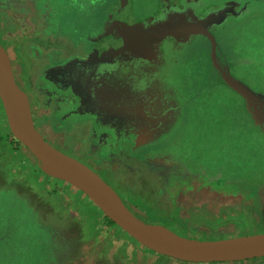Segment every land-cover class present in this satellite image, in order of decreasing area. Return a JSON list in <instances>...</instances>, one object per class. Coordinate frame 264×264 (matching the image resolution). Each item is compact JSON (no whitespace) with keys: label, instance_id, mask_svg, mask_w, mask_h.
Listing matches in <instances>:
<instances>
[{"label":"rangeland","instance_id":"rangeland-1","mask_svg":"<svg viewBox=\"0 0 264 264\" xmlns=\"http://www.w3.org/2000/svg\"><path fill=\"white\" fill-rule=\"evenodd\" d=\"M148 1L125 0V19L118 21L120 15L115 13L110 18L117 22L112 26L116 27L117 40L107 30L95 38L97 44L106 35L108 43L98 55L113 54V60L84 69L79 65L80 75L72 80L66 73H74L79 61H63L77 54L81 43L61 35L60 25L67 22L63 31L69 38H80L77 21L99 33L100 25L91 17L94 12L109 11L115 0H0V46L10 60L17 85L28 96L35 126L53 147L86 161L105 180H111L126 207L145 223L200 241L264 234V0H250L249 9L254 14L218 33L220 48L229 61L252 62V68H237L245 81V103L218 83L203 60L207 51L195 44L190 52L192 62L202 68L193 76L183 79L182 75L176 83L187 113L183 124L175 120L172 134L144 142L130 152L115 141L117 129L107 124V119L78 115L62 125L54 122L62 97L46 82L44 70L58 63L64 64L52 75L57 85L90 94L79 97L83 100L80 108L100 104L98 115H107L120 125L132 109L143 118L144 126L167 116L175 119V86L158 90L154 85L157 81L166 88L163 70L160 81L156 79L158 69L151 64L154 74L140 76L132 88L123 83L140 67L135 60L139 59L124 47L128 35L171 21L170 14L164 13V21L158 17L153 21L157 23L146 25L149 16L155 15ZM201 2L206 13L221 1ZM119 8L124 5L119 4ZM183 13L185 10L178 11V15ZM88 14L91 17H86ZM128 16L139 22L126 19ZM194 17L186 18L191 21L187 24H195ZM140 43L147 49L146 39ZM157 59L155 54L154 63ZM172 68L167 79L175 85ZM108 76L115 80L114 86L98 82ZM161 92L163 103H156ZM252 95L260 99L246 105L252 102ZM10 134L0 100V264H190L153 253L118 226H108L102 211L76 187L57 177L43 156L27 149L15 151ZM171 177L175 178V188L168 192ZM139 198L141 203L135 201Z\"/></svg>","mask_w":264,"mask_h":264},{"label":"water","instance_id":"water-1","mask_svg":"<svg viewBox=\"0 0 264 264\" xmlns=\"http://www.w3.org/2000/svg\"><path fill=\"white\" fill-rule=\"evenodd\" d=\"M158 25L129 34L127 39L135 41L136 50H141L145 46L140 41L146 39V47L153 52L155 46L166 37L175 38V35L169 32L162 33L161 29H157ZM170 26L172 24L168 21L167 27ZM185 26L188 28L191 24ZM158 30L160 33H157ZM122 37L126 39V35ZM128 50L136 53L133 49ZM10 84L21 90L13 76L10 60L0 46V100L12 136L32 154L43 156L57 177L85 194L105 217L140 246L158 255L190 264L240 263L264 258V234L200 241L182 238L170 233L169 230L145 223L135 217L118 193L95 170L59 151L44 139L35 126L31 110L29 117H22L19 114V109L10 95Z\"/></svg>","mask_w":264,"mask_h":264},{"label":"crops","instance_id":"crops-1","mask_svg":"<svg viewBox=\"0 0 264 264\" xmlns=\"http://www.w3.org/2000/svg\"><path fill=\"white\" fill-rule=\"evenodd\" d=\"M155 1H157V0H155ZM219 1H221V2H219L218 5L210 8L212 12L217 10L216 7H219V6L224 7V6H227L231 3L239 2L241 0H219ZM115 2L117 4L114 3V6H111L109 11L105 10V11H100L98 13L94 12L92 17H91V14H88L86 16V17H91L93 20H97L96 24L100 25L99 33H97L94 30L91 31L89 29L88 25L85 24V22L81 23L80 21H77L75 24H77V26L79 28L80 38H78V37L77 38H69L68 34L63 31V26H66L67 22H64L60 25L59 32L61 33V35L65 36V38L68 39L69 41L76 39V42H78L77 44L80 45V43H81L79 51L82 53V55H84L85 57H88L86 59L93 57V55H95L97 53V50H95V49H97L98 46L96 45L94 40L97 36L101 35V33L106 31L107 26H106L105 22L108 19V17L113 16V13H115L116 16H118L120 14L119 11H121V10L124 13H126L128 6H127L125 0H119V2H118V0H115ZM158 3L159 2L149 3V1H148L147 5L149 6L150 9H152V11H155V15L149 16L150 18L148 20H146L147 21L146 25L149 24L150 22H153L158 17L164 18V16H163L164 11L161 8V4H159V6H158ZM119 4H123L125 9L124 8L120 9ZM222 7H220V8H222ZM70 8L71 7H69L68 10H70ZM248 13H249V15L254 14V12L251 13L250 9L248 10ZM249 15L244 16L243 18H241L239 20H237L233 17L228 18L225 21V23H223L222 25L216 26L214 29H211L210 31H208L207 33H204L202 35L191 36L185 42H180L179 40H177L174 37H166L159 44H157L155 46L154 52H152L153 57L151 59H149V60L142 59L141 61L135 59L136 61L140 62V67H139L140 74L143 75L144 77L147 75L148 69L150 68L151 64H154L156 69H158V71H159V75L156 77V79L158 81H160L162 79V76L160 73L163 70V79L167 82V84L164 82L166 88H163L162 86H160V88H162L164 90L165 89L168 90V89H172V87L170 85L175 86V94L173 93L174 111L172 112V115L175 117V119L173 118L174 121H172L173 122L172 132L175 131V120H180L183 124V121L185 120L186 113H187L186 104L181 103L179 101V97H178L179 93H178V89L176 88V83H178V79L182 75H183L182 76L183 79L185 77H188V76H193L195 72L199 71L202 68V66L200 64H195L192 62V57L190 55V52H191V50L195 44L196 45H203L204 49L207 51V56L205 55V57H203V60L205 61L206 65L210 69V71L216 75V78L218 79L217 80L218 83L224 85V87L226 86L228 89H230V91H232L234 94L237 95L236 97H238L243 103H245L243 101V94H244L243 84L245 83V81L243 80L242 76L238 75L239 70H237V68L242 67V70H247L246 68H249V67L252 68V65H251L252 62L250 60H246L247 62L244 63V61L242 59L229 61V57L225 56V54L222 52V50L220 48L218 33L221 30H223L224 28H226L231 23L237 24V23L245 20L246 18H248ZM130 18H131V21L136 19L134 16H132ZM196 19H198V17H196ZM137 22H139V21L135 20V23H137ZM89 24L92 25V27H96V25L93 23H89ZM85 25H86V27H88L87 29L85 28ZM123 34L125 35V33H123ZM155 54L158 56V59L154 63L153 59L155 58ZM71 58H72V56H70L67 60H71ZM142 61H146L145 66H142V63H143ZM171 67H173L172 73H174V75H175V85L172 84L174 82L167 79V77L170 76V75H168V69ZM46 69H48V68H46ZM142 69H144V70H142ZM52 70H53L52 68H49L45 72V76H46L45 79H46V82L54 85L55 84L54 81L49 79V77L54 78L52 76V73L54 74V72H51ZM145 70H147V71H145ZM155 82L158 83L157 81H155ZM193 83L196 84V83H198V81H193ZM246 97H249V94ZM255 99L259 100L260 98L259 97L254 98V96H253V98L251 99L252 102H249L246 105H248V104L253 105ZM65 102H70V100L65 98ZM257 105H259V103H257ZM78 111H80V107H78V106L76 108H70L69 109L67 107L62 108L60 105L58 108V111L56 112L58 118L56 117L55 120L59 121L58 125L59 124L62 125L61 123L67 122V121H69V119H71L73 117H78V115H80V116L92 115V117L95 120L99 119V115H98L99 112H96V111H99L97 108L88 109L85 111L82 110V111H80L79 114L77 113ZM55 120H54V122H55ZM55 124H56V122H55ZM170 134H172V133H170ZM163 135L164 134H162L161 136H163ZM139 143L143 144V142H139ZM140 146H142V145H140ZM154 163L156 166V162H154ZM159 163L161 164V163H163V161H161ZM85 164L91 168L93 167L86 162H85ZM173 164H174V162H173ZM155 166L153 167V169L155 168ZM156 174H157V171H156ZM154 176L156 177V175H154ZM110 186L112 187L115 185H110ZM167 186H168V192L170 190H172L173 188H175V178L174 177H171L168 180ZM112 188H114V187H112ZM114 190H115V188H114Z\"/></svg>","mask_w":264,"mask_h":264},{"label":"flooded vegetation","instance_id":"flooded-vegetation-1","mask_svg":"<svg viewBox=\"0 0 264 264\" xmlns=\"http://www.w3.org/2000/svg\"><path fill=\"white\" fill-rule=\"evenodd\" d=\"M169 1H173V3H169ZM199 1H200L199 6L197 5L198 0H176V3H175V0H157V1L150 0L149 3L159 2L158 6H159V4H161V8L164 11V13L170 14V17H171V15L173 13H178V11L185 10V13H187V18L190 17V16H195L192 19V22L195 21V24L200 22V21H203L209 15L218 13L221 10H226V9H229L230 7H235V6H237L239 8L235 12V14L236 13H241L239 17L235 16V14L226 15L222 23L210 26L208 28L209 31L211 29H214L216 26H220L223 23H225V21L228 18L233 17V18L239 20V19H241L244 16H247L249 14L248 13V10L250 8L249 5L247 6V10L245 12H242V8H243L242 2L244 0H241V1L236 2V3H231V4H229L227 6H224V7H222V6L216 7L217 10H215L213 12L211 11V9H209L210 11H207L206 13H205V9H206L205 3H202L201 0H199ZM203 1H205V0H203ZM220 7H222V8H220ZM119 12H120V14H119L120 18L117 19V20L121 21V20H123V18L125 19V17H124L125 13L122 10L119 11ZM196 17H198V19H196ZM110 18L111 17H108V19L105 22V24L107 26L106 30H107V33L109 32L108 34L111 33V34H113V37L114 36L116 37V29L114 27H112V26L115 23H117V22L113 23L114 20H110ZM126 19L131 20V18L129 16L126 17ZM161 20L164 21L165 17L161 18ZM187 22H191V21H189L187 19ZM152 23L154 24V23H157V22H151V24ZM114 39L117 40L116 38H114ZM185 41L186 40H183V41L181 40L180 42H185ZM107 43H105V44H107ZM105 44H102L100 42L97 43L96 45L98 46V48L95 49V50H97V53L95 55H93V57H91L89 59H86L88 57H85L84 55H82V53L80 51L77 54L71 55L72 56V58H71L72 61L73 60H75V61L78 60L79 63H78L77 66H75L76 69L72 70L74 73H66V75L69 76L72 80H74V79L78 78V76L80 75L79 74L80 72L77 70V67L79 65H81L82 69H84V68H88L89 64L93 65L94 63L96 64V63H98V62H100L102 60L112 61L113 60V56H112L113 54L111 56L104 57L102 60L93 61V59H95V57H97L98 53L101 51V49L104 47ZM152 57H153V54L150 57L145 58V60H149ZM66 60H64L63 62L65 63ZM139 60L141 61L142 59L139 58ZM142 62H143L142 66L144 64H146V61H142ZM63 64L58 63V64L50 67V68L53 69L51 72L56 73L57 72V68L62 66ZM48 69H46L44 71V78H46L45 72ZM136 69L138 71H136V73L133 74L128 81H124L123 82L129 88H132L136 83H138L141 80L140 76L144 77L143 75L140 74L139 67H137ZM142 70H144V69H142ZM145 71H147V70H145ZM155 71H156L155 68L153 69V68L150 67L148 69L147 75H151ZM52 75H53V73H52ZM58 78H60V77H58ZM49 79H51L55 83V79L54 78H50L49 77ZM39 80L40 79H38V81ZM91 80H93V79H91ZM73 82H76V81H73ZM73 82H71V83H73ZM98 82H100L101 84L102 83L109 84V86H114L115 85V83H114L115 80L111 76L101 77V78L98 79ZM60 83H61V81H60ZM140 84H141V82H140ZM58 85L56 83L54 85L50 84V86L53 87L52 89L55 90V93H57V95L62 97V99H59V104L61 105L62 108L67 107V108L70 109V108H76L77 106L81 107L83 100L81 101L79 99V97L82 99V96L90 95L88 93H87V95L86 94H82V91H80V90H79L80 91V94H79V93L76 92L78 90L75 89L74 87L73 88L62 89L61 85H59V86ZM154 85L158 88V90L162 89V88H160V85L158 83L155 82ZM151 86H152V84H150V85L147 84L148 88H150ZM90 90L94 92V95L98 94L94 89H90ZM99 90H100L99 94H101V96L99 94H98V96H100V97L105 96V93L103 92V90L101 88ZM162 95H163L162 92L160 94H157L156 103H163V101H162L163 96ZM65 98L69 99L70 102H65ZM130 101H132V100L130 99ZM77 103H80V105H77ZM99 105L100 104H95V105L93 104L91 107H87V106L86 107H82V108H80V111H82V110L85 111V110L93 109V108H98L99 109ZM150 110H152V109H150ZM96 112H99V111H96ZM54 116L56 118L57 117V113ZM55 118H54V120H55ZM99 119H107L106 123L110 124L112 127H115L117 129L116 134L118 135V137H117V139L115 141L116 142L119 141V143H120L119 145L125 146L126 148H129L130 152L136 151L137 149H140V147H141L140 145H144V144H140L139 142H143L144 143V142L154 141L155 139L157 140L162 134L172 133V130H173V127H172L173 126V122L172 121H174L172 116H169V117L167 116L164 120L163 119L160 120V121L159 120H155V123L149 122L148 125L144 126V125L141 124V122L143 121V118L139 117V114H133V109L129 113V118L128 119H124V118L121 119V125L119 124L118 121L113 120L112 118H110L109 116L104 115V114L99 115ZM154 147L156 148V146H154ZM83 159L87 160L88 158H86V156H85ZM82 162L85 163L86 161L85 162L82 161ZM171 175H173V174H171Z\"/></svg>","mask_w":264,"mask_h":264},{"label":"trees","instance_id":"trees-1","mask_svg":"<svg viewBox=\"0 0 264 264\" xmlns=\"http://www.w3.org/2000/svg\"><path fill=\"white\" fill-rule=\"evenodd\" d=\"M251 1L250 0H244L242 2V5H243V8H242V12H245L247 10V6H251ZM241 5V6H242ZM239 9L237 6L235 7H230L229 9H226V10H221L219 11L218 13H215V14H212L210 15L205 21H200L196 24L194 23H191V26L190 27H186L185 25L187 24V13H183V14H179L178 13H173L171 15V21L169 20V22L172 24L173 21L174 23L176 22V24H172V26H170L169 28L167 27V22H160L156 25H158V28L157 29H161L162 30V33H171L173 35H175V38L179 41H183V40H187L189 37L191 36H195V35H202L206 32H208V28L212 25H216V24H220L223 22L224 18L226 15H229V14H235L236 10ZM241 13H236L235 16L239 17ZM166 23V24H164ZM174 25V26H173ZM189 25V24H187ZM116 29V27H115ZM157 33H160V30L157 31ZM111 34V33H110ZM106 36V35H105ZM105 36H103L102 38H100L98 41V43H102V44H105L106 43V40L104 39ZM114 38V37H113ZM129 39H126V41L128 42L127 44L124 45L125 48L127 49H133L135 50V56L137 58H140V59H145V58H148L152 55V50H149L148 47L147 49L143 48L141 50H136V47H135V41L133 40H130L128 41ZM95 42L97 40H94ZM132 41V42H131ZM104 42V43H103ZM134 43V44H133ZM149 46L152 48V45L149 44ZM104 57V55H97V57H95V59H93V61H97V60H102ZM27 72L29 71V66L27 65V69H25ZM45 71V70H44ZM9 139H11V143H13L14 145V150L16 151H21L22 149H26L25 147L22 146V144H20L13 136L12 134L9 135ZM9 139H6L9 140ZM110 185H113V182H111V180H106ZM135 200V199H133ZM142 199L139 198L138 200H135V201H141ZM141 203V202H140ZM106 223L108 224V226H115V224L110 221L108 218H104ZM253 262H256L257 261H261L262 264H264V258L263 259H258V260H252Z\"/></svg>","mask_w":264,"mask_h":264},{"label":"bare ground","instance_id":"bare-ground-1","mask_svg":"<svg viewBox=\"0 0 264 264\" xmlns=\"http://www.w3.org/2000/svg\"><path fill=\"white\" fill-rule=\"evenodd\" d=\"M9 91H10V95H11L14 103L16 104V106L19 109V114L22 117H29L30 116V106H29V101L27 99L26 94L23 93L18 88H16L13 84H10L9 85Z\"/></svg>","mask_w":264,"mask_h":264}]
</instances>
